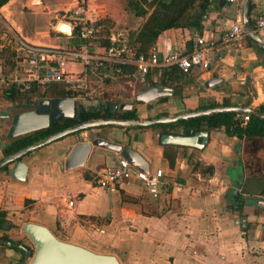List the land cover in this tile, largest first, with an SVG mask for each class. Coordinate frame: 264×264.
<instances>
[{
	"label": "crops",
	"instance_id": "crops-1",
	"mask_svg": "<svg viewBox=\"0 0 264 264\" xmlns=\"http://www.w3.org/2000/svg\"><path fill=\"white\" fill-rule=\"evenodd\" d=\"M241 3L208 0L203 11L206 17H200L197 26L168 27L157 35L154 45L161 54L186 50L185 42L200 34L214 42L209 50L213 60L206 69L192 66L184 73L179 89L174 92L171 88L165 100L142 103L140 110L134 107L135 118L198 109L200 102L223 98L229 105L252 108L264 102V47L246 34L223 40L230 22L241 18ZM8 4L11 9L7 8L6 17L21 36L63 44L65 37L50 14L66 7L67 0H7L0 9ZM262 4V0H253L250 18ZM33 14L45 23L38 25ZM20 16L22 21L16 20ZM150 72L152 80L159 81L158 70ZM218 75L220 81L202 85L206 78ZM116 94L120 96L119 91ZM120 130L113 140L140 151L149 169H161L163 185L156 195L135 178L123 179L113 189L84 178L83 169L93 174L115 161L117 154L105 148H97L102 149L99 153L90 150L82 166L63 169L59 163L63 150L92 134L84 129L67 134L58 145L50 141L22 155L20 159L27 165L22 180L8 175L11 163L6 170L0 168V209L12 224L5 232L14 236L22 222H38L61 239L114 254L117 264H264V208L260 204L264 198V150L261 152L258 142L253 143L264 139L238 138L212 127L202 148L176 145L169 165L156 131L134 126ZM194 160L202 165L212 163L213 171L202 173L192 168ZM235 191L242 202L239 211L227 206L234 202ZM99 193L103 196L96 202ZM24 198L30 201L24 204ZM69 198L73 203L67 207L65 199ZM24 257L25 253L0 242V264H24L28 260L22 263Z\"/></svg>",
	"mask_w": 264,
	"mask_h": 264
},
{
	"label": "built area",
	"instance_id": "built-area-1",
	"mask_svg": "<svg viewBox=\"0 0 264 264\" xmlns=\"http://www.w3.org/2000/svg\"><path fill=\"white\" fill-rule=\"evenodd\" d=\"M237 3L242 0H224ZM251 17V30L264 43V0ZM102 8L95 0H72L66 7L51 11L53 24L60 21L68 24V31H61L63 44L31 41L21 36L12 24L0 16L6 30L0 34V86L2 89L43 90L46 86L61 85L68 91L67 97L81 102L83 107L95 105L104 92L107 80L128 75L126 82L134 91L137 83L143 85L144 74L152 69L175 66L188 72L192 66L202 69L209 67L213 56L209 50L214 46L211 39L194 34L189 48L183 51L159 53L152 44L145 52H136L126 43H116L110 34H103ZM206 14H201V20ZM59 30V29H58ZM240 17L234 18L225 31L223 40L230 41L245 35ZM107 40V43L104 42ZM9 48L12 65L5 68L1 51ZM78 68H75V64ZM127 68L126 72H124ZM248 112L241 114L242 123ZM112 164L103 166L92 174L90 181L101 187L113 189L123 179L135 178L150 186L156 195L163 185L160 168L148 172L136 170L118 153ZM172 184L178 186V182ZM73 199H65L70 207ZM264 208V198L260 201Z\"/></svg>",
	"mask_w": 264,
	"mask_h": 264
},
{
	"label": "water",
	"instance_id": "water-1",
	"mask_svg": "<svg viewBox=\"0 0 264 264\" xmlns=\"http://www.w3.org/2000/svg\"><path fill=\"white\" fill-rule=\"evenodd\" d=\"M241 21L246 34L254 39L258 45L264 47V43L259 39L257 34L251 30V18L249 15V0L241 1ZM221 75L210 76L203 82V86H210L221 79ZM246 78L248 76H245ZM171 88L159 84L158 80L144 86L142 89L133 93L131 101L128 102H109L107 107L110 111L114 108L125 109L134 107L136 104L146 103L157 99L162 95H169ZM79 107H83L81 102L74 100L72 97H51L38 98L34 108L13 112L9 118V124L5 130V137L9 138L21 133L42 128L49 122H55L60 117L71 118L74 113L78 112ZM7 106L6 110L9 111ZM222 110H234L237 112H253L258 116L264 117V112L257 111L248 105H216L205 108L181 111L174 114L158 115L151 118H115V117H97L82 120L62 129L56 130L46 136L30 142L19 149L4 155L0 158V167L3 165L11 166L8 168V175L11 178L22 180L25 178L27 165L20 158L21 156L33 148L44 145L56 138L73 133L77 130H84L92 126L101 124H113L122 127L151 125L157 122L174 121L180 118L197 116ZM156 137L160 144L185 145L195 148H202L208 138L207 129H198L190 134L178 132H161L156 133ZM3 143V141L1 142ZM97 148H105L107 150L118 153L125 158L136 170L148 172L147 159L134 147L128 144H122L116 140H109L98 135H89L83 137L82 140L76 141L68 145L59 157L60 166L69 170L83 165L90 150ZM8 219H5L1 226L7 228ZM30 240L32 247L30 248L20 242L0 237V242L7 245L16 246L22 249L25 257L28 258L24 264H117L118 259L114 254L96 252L86 246L76 244L54 235L52 231L44 224L34 221H24L19 227Z\"/></svg>",
	"mask_w": 264,
	"mask_h": 264
},
{
	"label": "trees",
	"instance_id": "trees-1",
	"mask_svg": "<svg viewBox=\"0 0 264 264\" xmlns=\"http://www.w3.org/2000/svg\"><path fill=\"white\" fill-rule=\"evenodd\" d=\"M7 0H0V6L4 4ZM129 7L133 10L134 14L143 16V20L139 26L128 34V45L132 47L136 52H145L147 49L154 44L157 35L168 27L177 26H197L203 13L205 7L207 6L208 0H126ZM253 0H249V10L252 7ZM149 8V10H147ZM104 19H102L103 23ZM103 34H106L103 32ZM108 34V33H107ZM246 36H248L246 34ZM107 43V40L104 39ZM186 49L189 48V41H186ZM1 55L4 59L5 68H9L12 65V60L10 58L9 48H4L1 51ZM7 66V67H6ZM125 68L124 72H126ZM123 76V75H122ZM159 84L168 86L176 92L180 85L182 84V78L184 77V72L176 68L175 66L169 68H160L158 70ZM118 78H122L120 75ZM128 78V75L124 76L122 80ZM154 80L151 78V72L147 71L144 74L143 85L137 83L136 90L142 89L144 86L153 83ZM146 83V84H145ZM118 90L111 92H103L98 98V103L95 105H90L88 107H79L78 112L74 113L71 118L60 117L55 122H49L47 126L31 130L25 133H21L9 138L5 137V130L3 134H0V139L3 143L0 144V158L7 155L20 147L33 142L39 138L46 136L56 130L62 129L73 123L86 120L89 118L97 117H115V118H129L135 116L134 107L117 109L114 108L110 111L107 107L109 102H128L130 93L123 92V95L119 96L116 94ZM2 97L9 102L10 107L7 116L11 115L13 112L27 110L34 108L36 105V100L38 98H51V97H63L68 95V91L61 85L46 86L43 90H17L13 88L2 89L0 91ZM166 99L165 95L159 96L157 100L163 101ZM230 102L223 98L219 102L209 101L200 102L198 104L199 108H205L215 105H225ZM255 110L264 112V102L259 103L255 106ZM164 113V112H161ZM244 112H237L234 110H222L211 112L207 114L191 116L186 118H180L174 121L167 122H157L151 125H137V128L150 127L153 131L158 133L161 132H178L181 131L183 134H190L198 129H209L212 127L221 128L223 132L227 135H234L238 138H259L264 139V117L258 116L253 112H248V118L242 123L241 114ZM5 125L9 124V120L4 122ZM127 128V127H126ZM80 131V130H77ZM2 135V136H1ZM4 139H2V138ZM28 153L25 152L24 154ZM176 153V145L174 144H162V155L167 159L168 164L172 165L173 159ZM23 154V155H24ZM6 170L7 165L0 167ZM192 168L198 169L202 173H211L213 171V164H201L197 160L192 162ZM82 176L86 179H91L92 174L88 173L86 169L82 170ZM234 202L228 204V207L237 209L239 211L241 207V198L238 192L233 194ZM30 198H24V204L28 203ZM88 218L92 216L88 215ZM7 219L4 210L0 209V237L13 240L15 242H20L29 247L18 238L10 237L5 230L12 226L11 222L8 223L7 228H2V222ZM245 229V226H241ZM5 244V243H4ZM7 247L19 251L24 254V251L16 246L7 245Z\"/></svg>",
	"mask_w": 264,
	"mask_h": 264
},
{
	"label": "rangeland",
	"instance_id": "rangeland-1",
	"mask_svg": "<svg viewBox=\"0 0 264 264\" xmlns=\"http://www.w3.org/2000/svg\"><path fill=\"white\" fill-rule=\"evenodd\" d=\"M71 1L72 0H67L68 3H70ZM96 1L98 3H100V6L102 8L101 14L104 17L103 18L104 21H103V25H102V31L106 34L107 33L110 34L113 37L114 42L128 44L126 41L128 38V34L130 32H132L133 30H135L139 26V24L143 20V16L134 14L133 10L129 7L126 0H96ZM10 5L11 4H8L7 7L4 6L3 9H0V16L8 24H10L12 21L10 18L7 19V17H6L7 8L11 9ZM147 10H149V8H147ZM251 12H252V10H251ZM9 14L10 13H8V16H9ZM27 16L31 17L32 15L28 14ZM33 18H38L36 20L38 25L45 23V19L41 18V16H39V15L36 16V14L35 15L33 14ZM16 20L22 21V17L21 16L19 18L16 17ZM57 25H58V23H56V27H57ZM4 30H6L4 27V23L0 20V34L2 32H4ZM63 39L64 38H61V40H63ZM68 41H71V40L65 39L63 43H66ZM78 66L79 65L76 63L75 68H78ZM120 76L122 78H118V76H116L112 79L107 80L106 81L107 85L104 89V92H111V91H115L117 89L120 93V96L123 95V92H125V93L129 92L131 89V86L126 82V79L122 80L124 76H122V75H120ZM119 82L122 83L121 86L116 85V83H119ZM113 84H115L116 86L114 87ZM1 90H2V88L0 86V91ZM8 104H9V102L7 100H5L0 93V113H2L5 110V106H7ZM134 107L138 108V110L141 109L140 104H137ZM8 113H10V112L8 111ZM9 118H10V115L7 116L6 118H1V116H0V134H3L4 130L7 128V125H5L4 122L9 120ZM120 128H122V127H119V125L101 124L98 126L89 127L87 129L92 133V134H90L91 136L95 135L94 133H98L100 136L105 137L106 139L113 140L112 137L114 135H119V132L121 131ZM75 132H79V131H75ZM66 136L67 135L62 136L61 138H56V139L52 140L51 142L53 144L55 142L58 145L60 142H63L62 139H64ZM2 139H4V138H2ZM65 140H64V142H65ZM250 140H253V139H250ZM256 142H258L261 145V152H262V150H264V141H253L254 144H256ZM101 151H102V149H98L97 151L94 150L93 152L99 153ZM99 156H101V155H99ZM105 191H110V190L106 189ZM102 196L103 195L99 193L97 195L96 202H99L101 200ZM16 227H18V230H16V233L15 234L11 233L15 237L10 236L8 233L7 234L12 238H18L19 240H21L25 244L29 245L30 248H33L32 244H31L30 240L27 238V236L23 232L20 231V229H19L20 226L17 225Z\"/></svg>",
	"mask_w": 264,
	"mask_h": 264
},
{
	"label": "bare ground",
	"instance_id": "bare-ground-1",
	"mask_svg": "<svg viewBox=\"0 0 264 264\" xmlns=\"http://www.w3.org/2000/svg\"><path fill=\"white\" fill-rule=\"evenodd\" d=\"M57 28L61 31L67 32L68 31V24L66 22H59Z\"/></svg>",
	"mask_w": 264,
	"mask_h": 264
},
{
	"label": "flooded vegetation",
	"instance_id": "flooded-vegetation-1",
	"mask_svg": "<svg viewBox=\"0 0 264 264\" xmlns=\"http://www.w3.org/2000/svg\"><path fill=\"white\" fill-rule=\"evenodd\" d=\"M7 106H8V105H7ZM7 106H5V109H6ZM7 115H8V111H7V110H4L2 113H0L1 118H6ZM4 229H5V228H4Z\"/></svg>",
	"mask_w": 264,
	"mask_h": 264
}]
</instances>
